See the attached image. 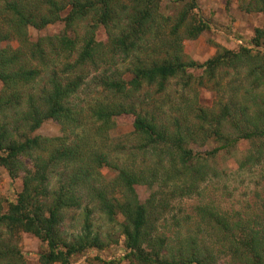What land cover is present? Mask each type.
<instances>
[{
    "label": "trees",
    "instance_id": "trees-1",
    "mask_svg": "<svg viewBox=\"0 0 264 264\" xmlns=\"http://www.w3.org/2000/svg\"><path fill=\"white\" fill-rule=\"evenodd\" d=\"M64 1L66 0H9L1 4L0 82L3 88L0 93V167L6 169L13 180H16L20 173L26 176L23 191L16 202L9 205L6 213L0 211V264L10 263L20 255V248L14 245V237L21 232L32 234L47 245L48 250L40 257L42 264H72V255L93 246H102L98 238L91 242L88 240L91 235L89 221L86 223L85 237L78 239L81 242L62 243L59 226L64 221L63 211L76 205L72 185L63 184L54 194L49 206L45 207L41 203L42 199L48 197L46 185L52 171L60 166L67 168L71 164L81 165L75 170L74 183L93 184V194L98 196L102 209L107 210L112 219L116 208H120L127 216V223L122 224V227L129 251L127 258L131 262L211 264L210 258H204L196 250L179 252L178 255L161 254L167 239L154 234L157 231L156 226L147 219L146 205L140 202L136 190V185L144 183L152 189L156 181L155 175L147 176V180L143 177L140 179L125 169L118 170L105 155L93 152V159L88 163L85 155L90 153L89 150L86 151L83 147L74 148L68 144L67 136H31L48 120L57 121L63 126L64 132L68 127L78 130L84 126V111L74 110L69 101L84 84L87 77L85 73L91 67L109 64L110 57L113 59L122 54L127 58L131 57L133 49L142 41L143 36L153 29L155 36L160 39L162 35H167V29L173 20V17L160 11L161 0H128L129 5L122 0H69L70 4H64ZM196 7V0H189L185 6L187 10L180 14L168 34V39L165 42L160 39V43L170 44L167 59L138 60L130 70L132 78L129 81L116 78L115 73H101L97 80L104 87L106 94L112 95L118 101L100 104L96 110L90 112L93 118L104 121L105 125H108L112 118L124 114L133 115L134 128L142 138V149L145 153L159 151V156L168 155L175 160L178 156L182 167L187 171L192 170V165L189 164L192 155L185 147L184 133L175 132L182 129L170 131L169 127L170 130L158 123L154 115L142 112L134 104H127L126 101L133 96L131 92H137L144 86H155L157 93H163L171 79L185 74L188 69L202 70L211 82L222 70L240 72L243 68L249 69V75L246 77L248 85L255 91L264 90V57L261 54H253L248 47L242 46L236 51L222 48L215 57L203 64L183 61V41L196 40L209 29L206 22L189 20ZM252 11L264 15V0H254L249 6V12ZM123 22L126 23L125 27H122ZM55 23L64 25L65 29L61 35L32 41L29 34L31 28L42 30ZM86 23L87 32L81 41L78 36L70 35L76 32L74 30L78 25ZM101 27L109 34L111 48L107 51L106 45L96 41V33ZM182 29L185 30L184 37L180 34ZM13 42L18 44L17 48L11 46ZM253 45L257 48L264 47V27L256 30ZM73 54H76V58L73 62H67L63 69V74L70 76L61 79L59 75L51 74L47 83L49 85L39 94H30L24 105V92L29 86L34 87L38 79L43 77V69L51 68L64 57L70 60ZM98 69L99 67L96 68ZM192 79L193 77L189 76L185 81L187 87ZM238 89L235 88L234 92L237 93ZM253 105L257 106L258 103ZM249 109L248 106L237 107L235 104L231 109L227 105L221 114L214 118L216 120L212 135L219 146L211 152L212 156L230 151L242 141L264 138V128L259 127L257 123L251 128L247 125L240 127L236 122L235 116H240L246 121L251 120ZM209 112L211 111L198 109L197 120L201 123L208 122ZM12 120L14 122L11 124ZM227 124H232L237 132L227 133L224 128ZM23 128L29 132L24 137L21 136V133H24ZM16 136L22 140H18ZM53 146L56 149H53L52 154L49 153L48 158L39 154L46 153ZM22 158L34 160L39 168L33 172ZM95 162L98 163L97 169L114 167L119 171L115 185L127 188L128 202L119 205L115 204L116 198H109L110 187L104 183L99 184L94 177L96 168L92 164ZM154 197L153 194V199L148 200L150 208H153L155 203ZM199 213L204 214L205 209L200 208ZM208 219L216 231L234 242L231 252L232 255L235 253L236 260L240 259L241 264H264V229L261 228V225H264L258 221V217L255 216L251 220L250 217L240 214L236 219L232 215L226 217L218 212H211Z\"/></svg>",
    "mask_w": 264,
    "mask_h": 264
},
{
    "label": "rangeland",
    "instance_id": "rangeland-1",
    "mask_svg": "<svg viewBox=\"0 0 264 264\" xmlns=\"http://www.w3.org/2000/svg\"><path fill=\"white\" fill-rule=\"evenodd\" d=\"M5 1L9 0H0V9ZM122 1L130 4L128 0ZM188 2L189 0H161L160 11L166 16L173 17L167 35L160 37L164 42L168 39V34L180 14L187 10L185 6ZM253 2L254 0H196L197 7L190 14L189 20L206 22L209 29L196 40L183 41L181 48L183 61L203 64L215 57L222 48L236 51L242 46L251 49L253 54H261L264 57V47L257 48L253 45L256 30L264 27V15L256 11L249 12V6ZM63 3L70 4L69 0ZM87 26L88 23L78 25L74 30L76 32L73 31L74 33L70 35L78 36L81 41L87 32ZM125 26L126 23L123 22L122 27ZM64 29L63 24L55 23L42 30L31 28L29 34L32 41H36L61 35ZM180 34L184 37L185 30L182 29ZM160 39L155 36L152 29L143 36L141 42H138L131 57L127 58L125 54L116 55L113 59L110 57L109 64L97 66L98 70L97 67H91L85 73L87 77L84 84L69 101L74 110L84 111L86 117L83 118L84 126L78 130L68 127L64 132L63 126L57 121L48 120L31 136L44 138L67 136L68 144L73 145L74 148L83 147L84 150H89L90 153L85 155L88 163L93 159L91 156L93 152L97 155H105L118 170L125 169L140 179L143 177L147 180V176L155 175L156 181L152 189L144 183L136 185V190L140 202L146 205L147 219L156 226L157 231L154 234L167 239L165 248L161 252L163 256L196 250L204 258H210L211 264H241V260H236L235 253L232 255L231 252L234 242L216 231L208 217L211 212H218L226 217L232 215L236 219L242 214L250 217L251 220L256 216L264 225V138L242 141L230 151L211 155V152L219 146L212 135L216 120L214 118L221 114L225 106L228 105L231 109L234 104L237 107L248 106L252 119L246 121L240 116H235L236 122L240 127L247 125L252 128L257 123L259 127L264 128V90L255 91L248 85L246 77L249 75V69L243 68L240 72L222 70L211 82L202 70L188 69L185 74L171 79L163 93H157L155 86H144L137 92H131L133 96L126 101L127 104H134L142 112L154 115L158 123L169 127L170 131L182 129L175 132L184 133L185 147L192 155L189 163L192 165L191 171L182 167L178 156L175 160L168 155L159 156V151L145 153L142 149V138L134 128L133 115L124 114L112 118L110 123L105 125L104 121L96 120L90 113L100 104L118 101L112 95L106 94L104 87L97 80L100 74L104 71L107 72L106 74L115 73L116 78L129 81L132 78L130 70L138 60L167 59L170 44L160 43ZM96 41L106 45V51L111 48L109 34L103 27L98 29ZM11 46L17 48L18 44L13 42ZM75 55L73 54L70 60L64 57L51 68L43 69L45 71L43 77L38 79L34 87L29 86L24 92V105L30 94H39L44 87H47L46 85H49L47 83L51 74L59 75L61 79L70 76L64 75L63 69L67 62L74 61ZM189 76L193 79L187 87L185 81ZM2 88L0 82V93ZM235 88H239L237 93L234 92ZM255 102L258 103L257 106L253 105ZM198 109L211 111L208 122L201 123L197 120ZM13 122L14 120L11 124ZM228 124L224 126L227 133L237 132L232 124ZM22 132H24L21 133L23 137L29 133L24 128ZM16 138L22 140L21 137L16 136ZM53 149L54 146L46 153L39 154L43 158H48ZM22 159L33 172L39 168L34 160ZM92 166L96 168L95 176L93 175L96 181L110 187L109 198L112 200L116 198L115 204L123 205L129 201L127 188L115 185L119 176L118 170L114 167L97 169V162ZM79 167L81 165L71 164L67 168L60 166L52 171L46 185L48 197L41 202L43 206H49L52 204L54 194L63 184L72 185L76 205L63 211L64 221L59 226L62 243L81 242L78 239L85 237L86 223L89 221L91 235L88 240L91 242L98 238L102 245L72 255L70 258L72 264H136V261L131 262L127 258L129 251L126 248L122 227V224L127 223V216L120 208H116L112 219L107 210L102 209L98 196L93 194L91 189L93 184L74 183L75 170ZM25 176L20 173L19 177L13 180L6 169L0 167L2 213H6L9 205L15 203L22 193ZM153 194L155 203L153 208H150L148 200ZM200 208L205 209L204 214L199 213ZM261 228L264 229L262 225ZM14 238L16 240L14 245L20 248L21 253L6 264H42L40 257L48 250L45 243L25 232L19 233Z\"/></svg>",
    "mask_w": 264,
    "mask_h": 264
}]
</instances>
